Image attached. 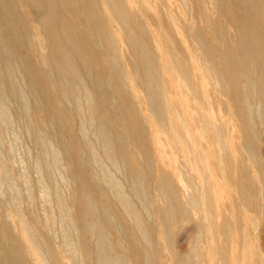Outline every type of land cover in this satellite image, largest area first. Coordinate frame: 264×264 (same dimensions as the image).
<instances>
[{
  "label": "bare ground",
  "instance_id": "1",
  "mask_svg": "<svg viewBox=\"0 0 264 264\" xmlns=\"http://www.w3.org/2000/svg\"><path fill=\"white\" fill-rule=\"evenodd\" d=\"M259 108L264 0H0V264H264Z\"/></svg>",
  "mask_w": 264,
  "mask_h": 264
},
{
  "label": "rangeland",
  "instance_id": "2",
  "mask_svg": "<svg viewBox=\"0 0 264 264\" xmlns=\"http://www.w3.org/2000/svg\"><path fill=\"white\" fill-rule=\"evenodd\" d=\"M213 110L215 112V113L213 112V114L214 115L216 114V116L219 115L220 113L223 114V111H224L222 105H219V104H213ZM261 110L262 108H259L258 111H254V113L252 114V119L255 122L257 130L259 132V137H258L259 142L256 143L255 147L253 148L252 154H246V158L248 159L249 164L250 165L253 164V166L255 165V169H257V164L255 163V161L261 162L262 160H264V119L261 118V112H262ZM22 143H24V140H21V146L15 151L16 161L19 159H23L24 157ZM238 151H239L238 153L240 154L241 150H238ZM260 203L264 208V192H262V194L260 195ZM24 205L27 206L29 205V203L25 201ZM249 211L251 212V215H252L251 220L253 222V235L254 237L256 236L255 241H254V246L256 247L257 250L259 249L261 252H264V215L259 212H256L253 208H250ZM184 233H185V229L183 230L178 229L174 232V235L172 237L174 248H177L179 250L186 249L187 242L182 241V238H181ZM220 262H221V257H218L216 259V263H220Z\"/></svg>",
  "mask_w": 264,
  "mask_h": 264
}]
</instances>
